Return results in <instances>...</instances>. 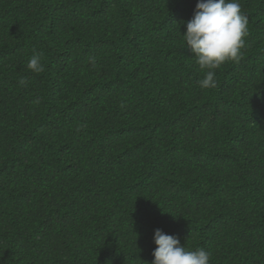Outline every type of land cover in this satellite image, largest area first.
<instances>
[{
    "label": "trees",
    "instance_id": "obj_1",
    "mask_svg": "<svg viewBox=\"0 0 264 264\" xmlns=\"http://www.w3.org/2000/svg\"><path fill=\"white\" fill-rule=\"evenodd\" d=\"M197 2L0 0V264H151L156 229L264 264V0L209 89Z\"/></svg>",
    "mask_w": 264,
    "mask_h": 264
},
{
    "label": "clouds",
    "instance_id": "obj_2",
    "mask_svg": "<svg viewBox=\"0 0 264 264\" xmlns=\"http://www.w3.org/2000/svg\"><path fill=\"white\" fill-rule=\"evenodd\" d=\"M249 18L240 0H198L193 18L186 21L183 40L194 54L196 64L204 72L197 83L201 88H215L216 71L227 62H238L246 48ZM42 53L33 49L27 68L34 73L44 69ZM95 63V58H92ZM27 86V78L18 81ZM34 103H39L37 98ZM154 257L151 264H211V253L204 248L191 250L178 237L162 229L154 232Z\"/></svg>",
    "mask_w": 264,
    "mask_h": 264
}]
</instances>
